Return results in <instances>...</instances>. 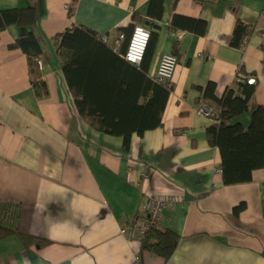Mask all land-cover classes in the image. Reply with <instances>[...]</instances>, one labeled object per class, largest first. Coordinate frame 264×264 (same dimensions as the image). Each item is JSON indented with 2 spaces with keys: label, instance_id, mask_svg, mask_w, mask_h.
I'll use <instances>...</instances> for the list:
<instances>
[{
  "label": "crops",
  "instance_id": "obj_1",
  "mask_svg": "<svg viewBox=\"0 0 264 264\" xmlns=\"http://www.w3.org/2000/svg\"><path fill=\"white\" fill-rule=\"evenodd\" d=\"M151 2L0 0L1 11L37 7L45 87L39 98L27 56L9 46L30 28L8 27L0 39V203L18 205L20 232L46 243L8 238L0 242V264H264V172L224 185L219 151L206 136L219 109L203 91L214 84L222 98L254 77L252 101L264 105V0H164L160 19L150 14ZM175 16L205 22L206 33L173 24ZM239 23L250 28L241 48L232 45ZM77 26L113 50L137 26L155 36L146 75L111 60L118 76L107 97L117 103L129 101L119 79L143 102L163 55L178 58L163 126L134 134L129 149L80 116L67 86L53 38ZM203 106L212 117L200 113ZM149 197L170 202L157 227L179 237L167 261L142 248L151 231L126 233L144 217ZM241 203L246 207L235 215Z\"/></svg>",
  "mask_w": 264,
  "mask_h": 264
},
{
  "label": "trees",
  "instance_id": "obj_2",
  "mask_svg": "<svg viewBox=\"0 0 264 264\" xmlns=\"http://www.w3.org/2000/svg\"><path fill=\"white\" fill-rule=\"evenodd\" d=\"M163 1L151 2L150 14L157 19L162 17ZM72 13L73 11L70 13L71 16ZM38 19V9L35 5L20 10H0V39L10 26L30 28L27 35L9 46L10 49L21 50L27 56L32 86L37 96L41 98L45 87L41 73H38L39 68L34 64L35 59L43 54L42 40L36 30ZM172 23L182 25L187 31L197 34L206 33L205 22L175 16ZM249 32V26L239 23L234 32L232 45L237 48L243 47L248 40ZM53 40L57 56L62 63L63 75L75 99L78 112L97 131L122 137L125 148L129 149L134 134L142 136L148 129L163 126V114L171 93L169 84H158L152 80L150 87L145 91V101L140 102L138 97L127 91L124 82L122 80L120 82L119 79L117 88L127 94L129 101L120 99L119 104L117 99L113 101L107 97V91L114 89L112 85L118 76L116 73L118 63L116 67L114 66L116 61L126 62L123 54L127 50L129 35L125 36L118 53L109 47L101 36L85 26L67 29L58 33ZM154 43L155 36L151 34L146 57L139 66L143 75L149 70ZM111 60L115 61L114 65ZM243 82H240L236 89H227L222 98L216 96L214 84H209L203 90L205 98L215 103L219 109L215 122L206 130V136L210 145L219 151L225 186L253 182L256 172H264V105L254 104L252 99L255 88ZM119 92L115 91L117 95ZM122 109H127V113L122 112ZM248 114H251L252 119L246 127L242 119ZM133 118L140 119L141 126L132 123ZM245 207V204L241 203L235 207L234 214L239 215ZM19 219L18 205L0 203V242L11 237H19L25 246L33 242L40 246L46 244L21 233ZM178 242L177 234L155 228L146 236L142 248L167 261L172 257Z\"/></svg>",
  "mask_w": 264,
  "mask_h": 264
},
{
  "label": "built area",
  "instance_id": "obj_3",
  "mask_svg": "<svg viewBox=\"0 0 264 264\" xmlns=\"http://www.w3.org/2000/svg\"><path fill=\"white\" fill-rule=\"evenodd\" d=\"M125 39L124 35H120V38L114 43V50L118 53L122 43ZM106 42V39H103ZM150 42V32L143 26H137L134 28L131 39L129 40L127 50L123 54L124 59L135 66H140L142 64L145 53L147 52ZM37 59H42L41 56ZM176 58L170 55H164L158 65L157 71L155 73V79L157 82H162L165 79L171 78L175 66ZM256 79L250 77L247 80L249 85H256ZM200 113L205 116L212 117L211 110L208 107H201ZM220 173L222 172L219 169ZM170 202L161 197H149L145 203L142 218H139L137 223L130 227L126 233L129 237H143L146 236L150 231L158 227L161 220L163 210ZM125 232V231H124ZM135 264H142L139 258L136 259Z\"/></svg>",
  "mask_w": 264,
  "mask_h": 264
},
{
  "label": "bare ground",
  "instance_id": "obj_4",
  "mask_svg": "<svg viewBox=\"0 0 264 264\" xmlns=\"http://www.w3.org/2000/svg\"><path fill=\"white\" fill-rule=\"evenodd\" d=\"M148 30V29H147ZM149 31V30H148ZM150 32V31H149ZM132 36V35H131ZM150 37H151V32H150ZM130 39H131V37H130ZM166 55H170V56H173V57H175L176 58V66H175V69H174V72H173V74H172V76H171V78H168V79H165L164 81H162V82H157L156 81V79H155V75H153V80L154 81H156L158 84H168L172 79H173V77H174V75H175V72H176V69H177V66H178V58L175 56V55H172V54H166ZM164 56V55H163ZM145 57H146V53H145V55H144V58H143V61H144V59H145ZM126 61V60H125ZM142 61V62H143ZM127 62V61H126ZM128 63V62H127ZM34 64L39 68V70L40 71H42V69H43V58L42 59H35V61H34ZM130 64V63H129ZM132 65V64H131ZM135 66V65H134ZM137 67H139V66H137ZM43 85H44V82H43Z\"/></svg>",
  "mask_w": 264,
  "mask_h": 264
},
{
  "label": "rangeland",
  "instance_id": "obj_5",
  "mask_svg": "<svg viewBox=\"0 0 264 264\" xmlns=\"http://www.w3.org/2000/svg\"><path fill=\"white\" fill-rule=\"evenodd\" d=\"M251 119H252L251 114L250 115L248 114L246 117L242 119V123H244L245 126L248 127L251 122Z\"/></svg>",
  "mask_w": 264,
  "mask_h": 264
},
{
  "label": "water",
  "instance_id": "obj_6",
  "mask_svg": "<svg viewBox=\"0 0 264 264\" xmlns=\"http://www.w3.org/2000/svg\"><path fill=\"white\" fill-rule=\"evenodd\" d=\"M148 24V23H147Z\"/></svg>",
  "mask_w": 264,
  "mask_h": 264
}]
</instances>
